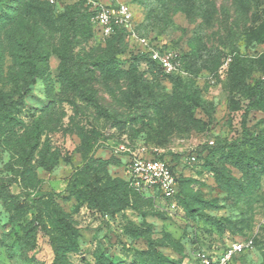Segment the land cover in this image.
<instances>
[{
	"label": "rangeland",
	"instance_id": "374dc122",
	"mask_svg": "<svg viewBox=\"0 0 264 264\" xmlns=\"http://www.w3.org/2000/svg\"><path fill=\"white\" fill-rule=\"evenodd\" d=\"M124 1L132 32L104 38L83 5L0 0V264H194L236 242L229 264H264V84L243 96L264 0ZM130 153L173 167L175 208L127 183Z\"/></svg>",
	"mask_w": 264,
	"mask_h": 264
},
{
	"label": "built area",
	"instance_id": "2783aa9c",
	"mask_svg": "<svg viewBox=\"0 0 264 264\" xmlns=\"http://www.w3.org/2000/svg\"><path fill=\"white\" fill-rule=\"evenodd\" d=\"M49 3L74 2L83 3L88 8L91 22L97 32L104 38L111 36L115 29H124L132 32L134 12L132 6L124 0H46ZM143 48V53L157 64L167 75L187 76L182 69L181 55L176 50L165 45L152 44L150 41L140 38L137 40ZM231 62V56L223 61L222 70H225ZM213 145V142H210ZM119 151L127 152L124 146ZM192 162L195 158L192 157ZM130 185L137 191L148 190L160 194L162 199L172 200L178 192L177 176L172 172L170 165L157 157L145 158L133 153L129 154V161L126 166ZM169 205L176 207L171 201ZM249 247L243 242H236L223 251L215 247L211 252H198L193 257L194 264H229L232 258L245 251Z\"/></svg>",
	"mask_w": 264,
	"mask_h": 264
},
{
	"label": "trees",
	"instance_id": "16d2710c",
	"mask_svg": "<svg viewBox=\"0 0 264 264\" xmlns=\"http://www.w3.org/2000/svg\"><path fill=\"white\" fill-rule=\"evenodd\" d=\"M74 5H83L85 8V10H86V13H87V15L89 16V18H90V14L88 13V8L83 4V3H74V2H72ZM126 33H127V31L126 30H124V29H115V31H114V33L111 35V36H109V37H107V38H110V37H112V38H119V37H124L125 35H126ZM227 56H231V62H232V60L234 59V55H232V54H229V55H227ZM141 58L142 57H148L146 54H144L143 53V55H141L140 56ZM183 60H185L184 59V57L182 56L181 57ZM32 58H29V60H28V62H32ZM230 62V63H231ZM229 63V64H230ZM174 76H178V77H182V76H179V75H175L174 74ZM264 84V79H257L255 82H254V84L253 85H251V86H247L246 88H245V90L243 91V96L244 97H246V98H248V99H250V101L253 103V102H255V101H257V100H259V97H260V92H261V89H262V85ZM78 92L79 93H82V91H81V88L80 87H78ZM83 94V93H82ZM3 110H5V112H7V113H9L10 114V116H9V119L11 120L12 119V117H11V115H12V112L10 113V109H9V107L8 108H4ZM157 158H159V159H161V160H165L164 158H162V157H157ZM166 161V160H165ZM167 162V161H166ZM168 163V162H167ZM170 167H171V170H172V172L174 173V169H173V167L170 165ZM175 174V173H174ZM127 183L130 185V182L129 181H127ZM177 183H178V192H177V194L175 195V197L172 199V200H166V199H164V201H167V202H171V201H173V202H175L176 203V200H178V198H179V195H180V183H181V177H177ZM131 186V185H130ZM132 187V186H131ZM133 188V187H132ZM134 189V188H133ZM135 190V189H134ZM137 191V190H136ZM151 192H153V193H155V196H158V197H160L161 199H162V197L160 196V194L159 193H157V192H155V191H151ZM115 197L116 196H118L117 194H115L114 195ZM94 209H97V210H99V207H93ZM53 246V245H52ZM55 246V245H54ZM54 249V251H55V253H57V254H59L58 253V251H57V249H55V247L53 248ZM62 264H64V263H62Z\"/></svg>",
	"mask_w": 264,
	"mask_h": 264
}]
</instances>
